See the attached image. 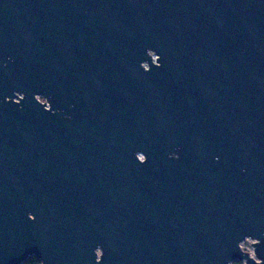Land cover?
<instances>
[{"label": "water", "instance_id": "1", "mask_svg": "<svg viewBox=\"0 0 264 264\" xmlns=\"http://www.w3.org/2000/svg\"><path fill=\"white\" fill-rule=\"evenodd\" d=\"M31 256L264 264V0H0V264Z\"/></svg>", "mask_w": 264, "mask_h": 264}, {"label": "trees", "instance_id": "2", "mask_svg": "<svg viewBox=\"0 0 264 264\" xmlns=\"http://www.w3.org/2000/svg\"><path fill=\"white\" fill-rule=\"evenodd\" d=\"M22 264H42L41 260L36 256H31L26 262ZM232 264H244L241 261H234Z\"/></svg>", "mask_w": 264, "mask_h": 264}, {"label": "rangeland", "instance_id": "3", "mask_svg": "<svg viewBox=\"0 0 264 264\" xmlns=\"http://www.w3.org/2000/svg\"><path fill=\"white\" fill-rule=\"evenodd\" d=\"M253 241L252 239H247L243 242V248L248 250V251H251L253 253Z\"/></svg>", "mask_w": 264, "mask_h": 264}]
</instances>
